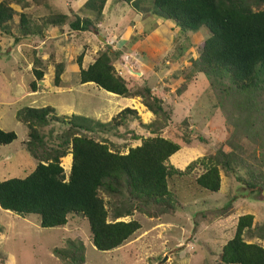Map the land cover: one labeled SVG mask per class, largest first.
Returning a JSON list of instances; mask_svg holds the SVG:
<instances>
[{"label": "rangeland", "instance_id": "374dc122", "mask_svg": "<svg viewBox=\"0 0 264 264\" xmlns=\"http://www.w3.org/2000/svg\"><path fill=\"white\" fill-rule=\"evenodd\" d=\"M0 2L14 10L0 27V128L17 135L10 144L0 145V181L25 177L39 162L25 149L26 125L15 118L25 106L48 105L59 117L75 114L102 123L130 108L136 113L100 129L96 137L106 138L120 153L146 138H164L179 145L166 164L180 172L193 164L189 173L167 178L176 197L174 209L165 211L163 203L152 202L148 208L154 217L133 211L118 218L135 219L141 227L108 251L94 248L80 214H69L63 226L42 228L35 214L20 216L0 208V264H64L54 250L66 248L69 241L83 245L82 264H224L221 249L245 214L253 218L242 232L243 240L264 248V90H239L226 78L208 76L195 66L209 35L206 27L181 29L173 20L148 13L153 0H138L141 11L131 2L104 0L100 13L87 9L86 0ZM77 18L90 21L86 30L70 28ZM102 52L108 53L114 75L127 84L129 97L79 82L80 69ZM58 63L63 68L56 85ZM39 65L43 76L31 91L33 68ZM148 102L162 112L150 110ZM66 128L61 120H52L38 130L55 146ZM219 149L242 163L235 174L219 168V189L210 192L195 179L205 171L200 160ZM60 164L67 178L71 153L60 158ZM238 175L254 186L237 181ZM99 193L105 202L112 200Z\"/></svg>", "mask_w": 264, "mask_h": 264}, {"label": "trees", "instance_id": "16d2710c", "mask_svg": "<svg viewBox=\"0 0 264 264\" xmlns=\"http://www.w3.org/2000/svg\"><path fill=\"white\" fill-rule=\"evenodd\" d=\"M123 1L131 2L137 11H141L138 0ZM103 4L104 0H86L84 6L100 13ZM147 11L156 17L173 20L181 29L207 28L209 35L194 63L206 75L217 74L242 91L248 88L264 90V0H153ZM13 15L14 10L0 2V27ZM89 24L88 19L77 18L69 26L73 30H86ZM80 59L78 57L79 63ZM34 61L40 63L38 58ZM62 68L59 63L55 66L56 85ZM33 73L31 91L36 90V82L42 79L40 65L33 68ZM79 82H93L107 92L130 96L127 84L114 75L107 52H102L87 68L80 69ZM146 106L154 112H162L160 106L153 108L149 102ZM131 113L136 112L125 108L113 117L112 122L102 123L75 114L59 117L48 105L18 109L15 118L28 129L25 149L39 162L25 177L0 181V208L20 216L35 214L42 228L63 226L69 214H80L88 223L92 245L99 251L120 246L141 227L135 219L118 218L132 216L133 211L154 217L155 213L148 208L152 202L163 203L165 211H172L176 197L167 187V178L189 173L193 166L180 172L166 164L167 158L179 149L177 143L149 137L126 153H120L106 138L96 137L100 129L111 128L113 122ZM52 120L67 124L58 136L61 141L55 146L45 141L38 130ZM16 138L14 131L0 128V145L10 144ZM68 145L70 151H67ZM67 153H71V166L66 178L60 158ZM200 161L205 171L195 182L210 192L219 189V168L228 175L235 174V167L242 163L221 149ZM236 179L249 188L254 186L242 176L238 175ZM100 191L112 200L105 202ZM106 204L111 206L110 209ZM110 213L112 220L109 221ZM252 218L245 214L237 219L234 236L221 249L222 263L264 264V248L246 243L242 238V232L251 226ZM83 253V245L74 241H69L64 249L54 250V255L64 264H82Z\"/></svg>", "mask_w": 264, "mask_h": 264}]
</instances>
